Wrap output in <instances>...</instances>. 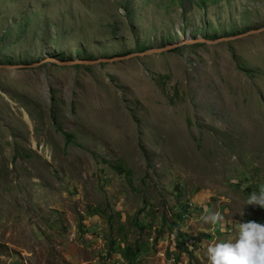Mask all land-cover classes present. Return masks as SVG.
I'll use <instances>...</instances> for the list:
<instances>
[{"label":"rangeland","instance_id":"obj_1","mask_svg":"<svg viewBox=\"0 0 264 264\" xmlns=\"http://www.w3.org/2000/svg\"><path fill=\"white\" fill-rule=\"evenodd\" d=\"M262 186L264 0H0V264H208Z\"/></svg>","mask_w":264,"mask_h":264},{"label":"clouds","instance_id":"obj_2","mask_svg":"<svg viewBox=\"0 0 264 264\" xmlns=\"http://www.w3.org/2000/svg\"><path fill=\"white\" fill-rule=\"evenodd\" d=\"M247 204L264 209V186L249 196ZM200 219L213 226L222 221L218 212L203 215ZM207 257L208 264H264V224L254 220L237 221L235 242L209 246Z\"/></svg>","mask_w":264,"mask_h":264},{"label":"water","instance_id":"obj_3","mask_svg":"<svg viewBox=\"0 0 264 264\" xmlns=\"http://www.w3.org/2000/svg\"><path fill=\"white\" fill-rule=\"evenodd\" d=\"M172 48V46L171 47H168V48H166L165 50H168V49H171ZM164 50L163 49H159V50H150V51H147V52H144L143 53V55H149V54H153V53H161V52H163ZM99 61H96V63H98ZM57 63H60L61 65H73V64H75V62H71V63H63V62H57ZM78 63V62H77ZM83 64H86V63H88V62H82Z\"/></svg>","mask_w":264,"mask_h":264},{"label":"built area","instance_id":"obj_4","mask_svg":"<svg viewBox=\"0 0 264 264\" xmlns=\"http://www.w3.org/2000/svg\"><path fill=\"white\" fill-rule=\"evenodd\" d=\"M191 207H192V205H191ZM190 209H191V208H190ZM190 209H189V210H190ZM184 217H186V215H184ZM163 254H164V253H163ZM163 254H162V256H163Z\"/></svg>","mask_w":264,"mask_h":264}]
</instances>
